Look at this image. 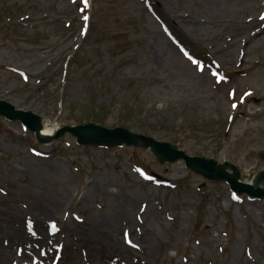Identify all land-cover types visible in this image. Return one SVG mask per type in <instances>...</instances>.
Wrapping results in <instances>:
<instances>
[{"label":"rangeland","instance_id":"1","mask_svg":"<svg viewBox=\"0 0 264 264\" xmlns=\"http://www.w3.org/2000/svg\"><path fill=\"white\" fill-rule=\"evenodd\" d=\"M163 10L184 22L166 27ZM260 13L264 0H237L220 15L206 0H0V99L58 129L92 121L227 161L244 182L264 174V67L232 81L242 47L229 37ZM199 23L188 57L167 51L173 32L187 39L175 24L190 32ZM247 50L250 62L264 60V44ZM247 84L259 94L245 99ZM133 196L148 201L154 232L137 240L141 248L131 238L117 247L94 219L122 226L127 213L115 212ZM17 228L40 248L41 264H264V197L237 194L183 159L161 162L140 139L113 147L68 132L37 139L0 116L5 242Z\"/></svg>","mask_w":264,"mask_h":264},{"label":"bare ground","instance_id":"2","mask_svg":"<svg viewBox=\"0 0 264 264\" xmlns=\"http://www.w3.org/2000/svg\"><path fill=\"white\" fill-rule=\"evenodd\" d=\"M237 0H206V4L208 5V8L211 13L213 14H223L230 6H232ZM163 13L166 15V18L162 16V20L165 23L166 26L169 27L168 23L173 22V20L183 23L185 19L177 18L176 15L173 14L170 15L168 12H165L163 10ZM217 18L220 20V16H217ZM174 21V23H175ZM209 23V22H208ZM204 23V24H208ZM176 30L181 32V36H186V38H179L177 35L173 32V38L168 39L165 44L167 45V51H177L181 54H184V50L188 49L191 51V48L188 46V38L191 36L194 38L196 35H201L202 33V27L199 23L198 25L192 26L190 29V32H187V30H182L178 24H175ZM199 27V28H197ZM228 30V27L222 28V31ZM171 31V30H169ZM215 35V34H213ZM196 38H201V36H196ZM224 39L226 40L225 43L227 44L228 35L226 34ZM239 43L241 48L240 51V57H239V64L242 65V67L239 69L237 73H231V79L232 81H238V83L241 82V78L243 76H246L248 73L251 72L252 67L257 64L258 66L264 67V60H258L256 62H250L248 57L246 56V53L249 52L247 50V47L250 46V48L257 47L259 45L264 44V13H260L259 17H254L253 19H248L240 24L234 25L230 29V37H229V43ZM213 63H217V58H212ZM199 66L205 67V64L202 62V64H199ZM208 68V67H207ZM208 71L210 73L209 77L217 78L216 72L210 68H208ZM218 79V78H217ZM222 84V83H221ZM220 84V85H221ZM223 87L226 89L227 93L229 91H232L231 87L229 85H223ZM248 91V95L246 96L247 99L252 98L253 96L259 94V92L255 91L252 86L249 84L246 85L245 88ZM264 100V95H260V101L258 103H261ZM42 128L39 133L40 137H51L53 136V133L57 131V127L53 126L49 123L48 120L44 119L42 117ZM238 127V125L236 126ZM243 127V126H242ZM248 185H256V187L260 186L261 188H264V181L262 180V177L259 175H255L251 178H248L244 181ZM148 205L147 202L141 201L137 197H130V198H124L121 200V202L118 205V210L115 212V214H118L119 211L126 212L127 216L123 217L122 222L123 225L119 226V219L116 217L112 218L109 216H106L105 218L98 219L95 218L94 222L96 220V223H99L98 229L104 227L107 230H103L105 234H108L111 239H115V244L117 247H124L126 246L124 243H130V238L134 242V246L137 248H141V245L137 242L138 239L143 238L144 236H147L154 232V229L149 225V222L147 221L146 216V208ZM151 207V204L149 205ZM139 220L138 224L134 226L135 219ZM105 225H108L105 227ZM15 239L13 243L5 246L3 237L0 236V264H32L34 260L38 262V247L36 245H27L24 239L21 237L23 235V230L21 228H18L15 231ZM25 237V236H24ZM134 237V239H133ZM128 241V242H126ZM16 243H18L16 245ZM140 261L142 264H148L145 262V258L141 259Z\"/></svg>","mask_w":264,"mask_h":264},{"label":"water","instance_id":"3","mask_svg":"<svg viewBox=\"0 0 264 264\" xmlns=\"http://www.w3.org/2000/svg\"><path fill=\"white\" fill-rule=\"evenodd\" d=\"M0 114L5 115L9 119H21L33 131L38 132L41 128V119L39 116L32 112L18 111L12 104L6 101H0ZM66 131H70L77 135L79 140L83 143H108L112 145L122 143L133 144L137 138H141L145 140L148 145L155 147V153L161 161L166 159L176 160L179 157H183L187 161L188 166L196 169L208 178H225L231 183L232 188L239 192H248L252 196H264L263 189L240 183L238 181L239 172L233 165L226 163L225 165H219L217 167L216 162L212 160L189 157L184 152L177 151L168 144H162L151 138L139 136L127 129L115 128L112 130L101 125L88 124L78 127H65L61 130L60 134ZM226 166L233 168L234 173L230 174L225 172L224 168ZM216 171L221 172L216 175ZM263 179L264 174L262 175V180Z\"/></svg>","mask_w":264,"mask_h":264}]
</instances>
